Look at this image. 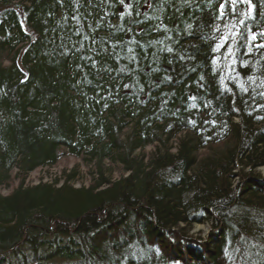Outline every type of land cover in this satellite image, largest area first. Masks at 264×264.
I'll list each match as a JSON object with an SVG mask.
<instances>
[{
    "label": "trees",
    "instance_id": "obj_1",
    "mask_svg": "<svg viewBox=\"0 0 264 264\" xmlns=\"http://www.w3.org/2000/svg\"><path fill=\"white\" fill-rule=\"evenodd\" d=\"M262 33L264 0H0V264H264ZM67 154L89 186L26 184Z\"/></svg>",
    "mask_w": 264,
    "mask_h": 264
},
{
    "label": "rangeland",
    "instance_id": "obj_2",
    "mask_svg": "<svg viewBox=\"0 0 264 264\" xmlns=\"http://www.w3.org/2000/svg\"><path fill=\"white\" fill-rule=\"evenodd\" d=\"M8 63V62H6ZM154 150L153 146H148L142 153L149 155ZM94 167L89 166L81 158L75 157L74 155L67 154L62 157L58 164L52 167L39 168L34 171L26 181V184L35 185L41 181H54L55 179H61L63 175L70 174L72 172L76 173V180L73 184L76 187L89 186L92 183L91 170ZM108 168V167H107ZM109 169L113 172L114 178H120L125 173L122 167L118 165H111ZM90 171V172H89ZM264 173V170L262 171ZM65 173V174H64ZM16 170L13 172V179L7 186L0 187V194L7 195L11 193L15 188L20 185V180L15 178ZM194 234H199L200 236L207 238L210 235V225L209 224H197L193 229Z\"/></svg>",
    "mask_w": 264,
    "mask_h": 264
},
{
    "label": "snow or ice",
    "instance_id": "obj_3",
    "mask_svg": "<svg viewBox=\"0 0 264 264\" xmlns=\"http://www.w3.org/2000/svg\"><path fill=\"white\" fill-rule=\"evenodd\" d=\"M121 3H123V0H121ZM233 3H235V0H233ZM221 7H223V6H221ZM221 15H223V13H221ZM262 35H264V33H262ZM255 38H256L255 36H252V39H253V40H255ZM225 43H227V36H225V38L222 40L221 43H219V44L216 45V47L213 49V51H214V52H219L220 49L224 46ZM233 43H235V36H234V35H233ZM262 46H264V45H262ZM167 50H168L169 52L172 51L171 48H169V49H167ZM130 51H131V49H130ZM227 52H228L229 54H232V55L234 56V53H233L231 47H229V48L227 49ZM233 63H234V61H233ZM213 64H214V65L216 64V60H213ZM221 83H223V78H222V80H221ZM193 99H194V98H193Z\"/></svg>",
    "mask_w": 264,
    "mask_h": 264
},
{
    "label": "bare ground",
    "instance_id": "obj_4",
    "mask_svg": "<svg viewBox=\"0 0 264 264\" xmlns=\"http://www.w3.org/2000/svg\"><path fill=\"white\" fill-rule=\"evenodd\" d=\"M223 1H225V2H226V1L229 2L230 0H223ZM232 93H234V92L232 91ZM263 170H264V166L258 169V171L261 172V176H262V178L264 179V173L262 172Z\"/></svg>",
    "mask_w": 264,
    "mask_h": 264
}]
</instances>
